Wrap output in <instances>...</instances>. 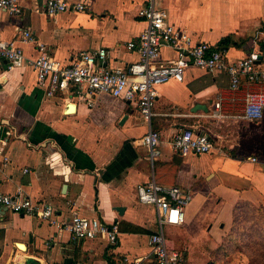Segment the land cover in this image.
Masks as SVG:
<instances>
[{"label": "crops", "instance_id": "1", "mask_svg": "<svg viewBox=\"0 0 264 264\" xmlns=\"http://www.w3.org/2000/svg\"><path fill=\"white\" fill-rule=\"evenodd\" d=\"M84 11L48 15L46 0H20L21 12L0 10V33L22 48L27 59L44 44L52 58L67 63L75 52L105 47L113 66L140 59L126 43L138 40L147 22L138 15L147 0H84ZM169 21L188 37L218 47L231 36L228 60L262 52L264 0H155ZM24 32H30L26 38ZM177 57L166 44L159 61ZM0 64V191L21 188L31 199L55 208V219L74 215L117 222L116 244L78 239L64 227L38 216L0 207V264H122L144 258L158 264L149 235L158 230L153 205L137 198V186L155 181L192 192L181 225H164L171 247L182 250L186 264H213L226 228L239 203L264 204V116L240 117L247 91L264 90L243 80L231 88L226 72L211 74L189 65L182 81L169 80L159 89L152 127L161 134L152 161L140 143L147 122L134 104L108 94L93 106L62 92L47 96L30 65L8 71ZM221 100L220 113L215 102ZM73 105V110L69 107ZM126 116V118H125ZM195 127L213 148L206 154L181 155L171 146L180 129Z\"/></svg>", "mask_w": 264, "mask_h": 264}, {"label": "built area", "instance_id": "2", "mask_svg": "<svg viewBox=\"0 0 264 264\" xmlns=\"http://www.w3.org/2000/svg\"><path fill=\"white\" fill-rule=\"evenodd\" d=\"M20 13V0H0V10ZM84 0H46L44 11L48 15H57L66 11H84ZM138 15L147 22L146 28L138 40L126 43L128 50H136L140 59L128 66L110 63V51L105 47L79 50L72 54L67 63L52 58L44 44L39 46V55L27 59L21 47L6 40L0 33V64L4 60L8 71L32 66L37 82L46 90L47 96L57 92L70 94L80 101L93 106L102 94H108L129 101L137 106L141 117L147 122L148 131L140 143L150 149L153 161L158 153L161 134L152 127V118L159 89L169 80L182 81L184 68L198 66L211 74L226 72L230 77L231 88L238 89L244 79L264 87V43L262 52L257 56H248L230 62L226 50L212 46L206 41L195 45L188 44V37L178 31L168 19V13L155 6V0H147ZM26 38L30 32H24ZM170 45L177 57L168 61H159L164 45ZM214 117H222L221 100L215 102ZM264 116V90L247 91L244 97L243 119L256 120ZM172 148L186 155L206 154L213 148V142L205 133H199L195 127L177 131L171 139ZM254 161L260 158L254 157ZM137 198L140 203L153 205L157 211L158 230L149 235V244L158 264H186V255L182 250L169 245L164 234V225H181L186 219V208L194 195L178 186H164L150 181L137 186ZM0 207L38 216L51 225L67 228L78 239H99L116 244L120 233L117 222L107 223L98 217L79 214L72 215L68 221L55 219V208L46 202H39L26 196L21 188L14 193L0 191ZM144 258L124 261L122 264H141Z\"/></svg>", "mask_w": 264, "mask_h": 264}, {"label": "rangeland", "instance_id": "3", "mask_svg": "<svg viewBox=\"0 0 264 264\" xmlns=\"http://www.w3.org/2000/svg\"><path fill=\"white\" fill-rule=\"evenodd\" d=\"M213 264H264V204L238 203Z\"/></svg>", "mask_w": 264, "mask_h": 264}, {"label": "trees", "instance_id": "4", "mask_svg": "<svg viewBox=\"0 0 264 264\" xmlns=\"http://www.w3.org/2000/svg\"><path fill=\"white\" fill-rule=\"evenodd\" d=\"M232 43H233V41H232V37H231V36H227V37L223 38V39L220 41V44H219L218 48L221 49V50H225V49H227V47H229Z\"/></svg>", "mask_w": 264, "mask_h": 264}, {"label": "water", "instance_id": "5", "mask_svg": "<svg viewBox=\"0 0 264 264\" xmlns=\"http://www.w3.org/2000/svg\"><path fill=\"white\" fill-rule=\"evenodd\" d=\"M258 57V56H257ZM73 108H74V106L73 105H71L70 107H69V110L71 111V110H73ZM125 118H126V116H125ZM37 262V260H35L34 258H32V257H30V258H28V260H27V263L26 264H30V263H36Z\"/></svg>", "mask_w": 264, "mask_h": 264}]
</instances>
